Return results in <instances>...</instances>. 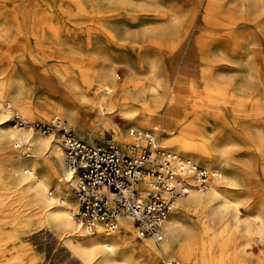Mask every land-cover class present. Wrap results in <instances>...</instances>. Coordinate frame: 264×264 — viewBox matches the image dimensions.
I'll list each match as a JSON object with an SVG mask.
<instances>
[{
    "label": "rangeland",
    "instance_id": "obj_1",
    "mask_svg": "<svg viewBox=\"0 0 264 264\" xmlns=\"http://www.w3.org/2000/svg\"><path fill=\"white\" fill-rule=\"evenodd\" d=\"M108 73L115 96L139 97L148 112L136 107L130 119L112 115L110 126L96 124L88 101ZM7 106L29 121L58 116L95 144L111 134L125 140L136 128L158 134L166 149L165 140L180 134L194 156L183 157L214 171L221 165L237 181L222 189L230 201L222 212L181 217L180 240L192 261L200 264L207 246L221 264H264V0H0V186L11 185L6 174L14 163L48 157L18 145L14 133L59 143L14 127ZM210 155L222 157L204 164ZM55 188L50 180L47 199L60 198ZM26 195L21 201L0 190V264H81L67 236ZM235 217L241 232L234 231ZM243 224L251 237L242 235Z\"/></svg>",
    "mask_w": 264,
    "mask_h": 264
},
{
    "label": "built area",
    "instance_id": "obj_2",
    "mask_svg": "<svg viewBox=\"0 0 264 264\" xmlns=\"http://www.w3.org/2000/svg\"><path fill=\"white\" fill-rule=\"evenodd\" d=\"M7 109L14 127L57 138L72 177L65 182L75 201L72 218L90 234L111 236L119 221L127 220L139 239L158 244L175 202L189 190L205 192L216 177L214 169L163 149L151 131L128 128L126 140L112 135L95 144L77 138L59 117L29 121ZM157 264L178 262L163 255Z\"/></svg>",
    "mask_w": 264,
    "mask_h": 264
},
{
    "label": "bare ground",
    "instance_id": "obj_3",
    "mask_svg": "<svg viewBox=\"0 0 264 264\" xmlns=\"http://www.w3.org/2000/svg\"><path fill=\"white\" fill-rule=\"evenodd\" d=\"M110 76L111 73H108L96 80L93 97L90 102L88 101L90 108L97 114L96 124H100L103 127L110 126L109 117L112 115L122 114L130 116L128 117L130 119L136 107H141L144 113L148 112V103H140L139 97H133L131 99L129 96H115L114 94L117 90V86L114 82H111V80L107 81ZM59 109H61V106ZM173 111L174 108L173 105H171L165 113L167 120ZM23 113H26V111H23ZM0 119H3V114L1 112ZM13 137L18 140V145L29 143L38 150L46 151L48 157L43 163L38 164V160H36L38 158L37 155H28V159L26 158L27 160L14 163L6 174L10 179L11 185H9V183H4L0 186V190H9L10 193L15 194L21 201H25V193L27 194L26 196H30L29 194H31L33 198L31 201L42 208L46 223H48L52 229L54 227L67 236L68 251L70 255L76 258L81 264H152L156 256L166 254L186 264H196L192 261L194 256L193 253L187 248L184 240H180L182 234H184V230L180 228L181 217L192 210L198 211L215 208L217 212L221 211V209L227 207L228 202H230L228 198L223 195L222 189L226 186H235L237 183L236 179L230 178L228 171H225L221 165L218 166L221 173L215 170L214 173L216 177L210 182L205 192L199 193L192 189L175 202V210L165 222L161 230L162 241L158 244L150 241L136 242L134 239V237L137 239L135 229L127 220L119 221L118 230L114 233L115 237L111 235L110 237L105 236L109 237L107 239H102L99 234L93 237L84 228L76 224L72 218L71 211L73 213L75 205L73 209V203L68 198L69 194H67L65 190V185H62L69 180V174L65 171L63 166V155L60 144L54 140L52 142L48 139L32 137L29 132L14 133ZM86 141L92 142V139L90 138ZM191 145L192 144L180 134L165 140V148L167 150L178 152L182 156L194 157L190 153L192 148ZM219 156L212 157L210 155L209 159L205 157L202 158L201 161L206 165H213V159L216 160L215 162L218 161L217 163H219L222 155ZM32 178L35 182L33 184ZM50 180L56 181L55 190L60 196L59 199L49 200L45 196V189ZM61 181L63 183H61ZM51 184L53 183L51 182ZM237 217L233 219L234 231L241 232V225ZM98 232L101 233L100 231ZM243 234L251 237L250 225L244 228L242 235ZM207 257L209 259V264H221V261H219L220 259L218 260L211 257L210 248L205 246L202 250L200 264H208Z\"/></svg>",
    "mask_w": 264,
    "mask_h": 264
},
{
    "label": "crops",
    "instance_id": "obj_4",
    "mask_svg": "<svg viewBox=\"0 0 264 264\" xmlns=\"http://www.w3.org/2000/svg\"><path fill=\"white\" fill-rule=\"evenodd\" d=\"M11 107V106H10ZM12 108V110L13 111H16L13 107H11ZM8 110V109H7ZM10 113H11V118H12V111L11 110H8ZM53 117H58V116H53ZM52 117V118H53ZM24 118V117H23ZM52 118H50V119H52ZM60 118V117H59ZM49 119V120H50ZM61 120H63V121H65L64 119H62V118H60ZM39 121H41V120H39ZM48 121V120H47ZM66 122V121H65ZM66 124L68 125V127L71 129V131L75 134V132L72 130V128L69 126V124L66 122ZM76 135V134H75ZM109 136H112V134L111 135H108L107 137H109ZM115 136V135H114ZM76 137L78 138V136L76 135ZM106 137V138H107ZM116 138H118V139H120L121 140V138L119 137V136H115ZM105 138V139H106ZM80 139V138H79ZM81 140H83V139H81ZM125 140H126V134H125ZM83 141H86V140H83ZM103 141H104V139H103ZM102 141V142H103ZM101 142V143H102ZM101 143H98V144H101ZM63 166H64V164H63ZM68 188V187H67ZM74 209V208H73ZM168 219V218H167ZM167 221V220H166ZM130 222V221H129ZM131 223V222H130ZM132 224V223H131ZM165 224V223H164ZM132 226H133V224H132ZM133 228H134V226H133ZM95 234H99V235H101L102 237H104V238H109V237H105L104 235H102L101 233H99V232H96ZM162 255H160V257H161ZM169 258H171V257H169ZM173 259V258H172ZM175 260V259H174ZM179 264V263H178Z\"/></svg>",
    "mask_w": 264,
    "mask_h": 264
},
{
    "label": "snow or ice",
    "instance_id": "obj_5",
    "mask_svg": "<svg viewBox=\"0 0 264 264\" xmlns=\"http://www.w3.org/2000/svg\"><path fill=\"white\" fill-rule=\"evenodd\" d=\"M68 179H72L71 175H69Z\"/></svg>",
    "mask_w": 264,
    "mask_h": 264
}]
</instances>
